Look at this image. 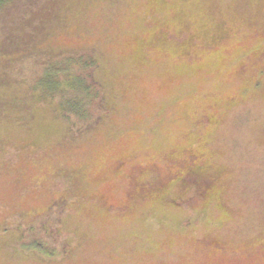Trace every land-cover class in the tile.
Here are the masks:
<instances>
[{
    "label": "rangeland",
    "instance_id": "374dc122",
    "mask_svg": "<svg viewBox=\"0 0 264 264\" xmlns=\"http://www.w3.org/2000/svg\"><path fill=\"white\" fill-rule=\"evenodd\" d=\"M0 264H264V0H2Z\"/></svg>",
    "mask_w": 264,
    "mask_h": 264
},
{
    "label": "trees",
    "instance_id": "16d2710c",
    "mask_svg": "<svg viewBox=\"0 0 264 264\" xmlns=\"http://www.w3.org/2000/svg\"><path fill=\"white\" fill-rule=\"evenodd\" d=\"M1 1L2 0H0V6ZM68 59L70 61L76 60L75 57ZM70 63L63 67H54L52 73L60 76H56V78H48V83L51 85L52 89H56L58 86H61L66 98L65 100L69 103L68 109L72 111L74 110L78 114L80 113L83 115L85 114L86 110L82 108V103L85 100L89 101L90 97H97V95L100 93V87L96 85L92 87L90 84H87L85 81L86 78L79 75V73L76 72L74 66H71ZM56 79L59 81L56 82ZM35 148L38 149L37 146H35ZM3 156L5 157L6 161L11 158L15 159L17 157L15 151H12L11 153L6 152ZM21 246V249L25 251H39L49 257L57 256L59 253L57 248L48 246L44 241L38 238H33L31 241L24 242L21 244Z\"/></svg>",
    "mask_w": 264,
    "mask_h": 264
},
{
    "label": "flooded vegetation",
    "instance_id": "af4514ba",
    "mask_svg": "<svg viewBox=\"0 0 264 264\" xmlns=\"http://www.w3.org/2000/svg\"><path fill=\"white\" fill-rule=\"evenodd\" d=\"M177 163V166H178V164L180 165V167H181V164L182 163H184V162H180V161H176ZM190 162V161H189ZM196 162V161H195ZM190 167V166H189ZM196 167L197 168H195V170H193V171H195V173L196 172H198V163L196 164ZM182 169H184V168H182ZM192 174H194V173H192ZM195 175V177H197V179H198V181L196 182V184H197V187H198V189H197V195H198V197H199V199H201L202 198V196H204L205 195V193H208V191L210 190V188H211V185L212 184H210V183H206V182H203V180L201 179V178H199V175H196V174H194ZM160 185H162V184H154V186L152 187V188H148L145 184L143 185V184H137V188H135L134 187V191L135 192H139L138 190H141V189H143L145 192L147 191V189L146 188H148V189H151V191L152 192H154L155 193V195H158L159 193H160V191L162 190V189H160ZM139 188H141V189H139ZM145 188V189H144ZM148 192V191H147ZM139 193H143V191H140ZM152 196V193L151 192H149V196Z\"/></svg>",
    "mask_w": 264,
    "mask_h": 264
}]
</instances>
